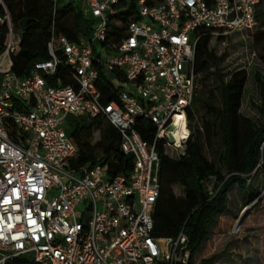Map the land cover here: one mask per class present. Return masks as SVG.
Instances as JSON below:
<instances>
[{"label":"built area","instance_id":"obj_1","mask_svg":"<svg viewBox=\"0 0 264 264\" xmlns=\"http://www.w3.org/2000/svg\"><path fill=\"white\" fill-rule=\"evenodd\" d=\"M11 1L0 0V264H187L183 230L153 235L155 143L192 134L202 35L257 30L261 0H51L49 58L26 76L15 71L23 26ZM77 2V38L57 37L60 9ZM81 117L120 132L135 160L128 175H112L107 162L74 163L68 130ZM140 118L154 126V143L138 132Z\"/></svg>","mask_w":264,"mask_h":264},{"label":"trees","instance_id":"obj_2","mask_svg":"<svg viewBox=\"0 0 264 264\" xmlns=\"http://www.w3.org/2000/svg\"><path fill=\"white\" fill-rule=\"evenodd\" d=\"M259 21L264 18V0H261ZM73 5V4H72ZM65 5L59 11L56 36L76 39L82 19L80 6ZM13 19L22 23L23 33L20 53L15 60V71L26 76L36 61L49 58L47 43L51 38V0H15L9 3ZM264 23V19H263ZM264 25V24H263ZM259 27H261L259 25ZM251 31L240 30L229 35L205 33L199 40L195 54V69L201 75H212L215 87L208 95H195L188 109L191 125L196 120L199 103L207 113L202 127H195L185 143L171 145L158 140L156 150L160 157V195L154 209L153 235L158 238H176L181 230L189 237L191 257L187 264H218L230 256L213 254V244L221 235L234 227L237 215L219 214L226 209L228 193L234 185L246 188L248 181L259 169L264 170V76L255 73L261 103L252 106L262 116L255 120L241 111L244 103L248 73L245 69L226 71L222 63L226 54L218 55L210 48L230 36ZM254 42L264 40V30L253 31ZM264 64V55H262ZM69 80L64 76L62 84ZM112 97V96H110ZM138 132L143 140L154 143L155 128L150 120L140 118ZM77 148L78 166H92L107 162L112 175H128L134 167L132 155L121 149L120 132L103 117L73 118L68 130ZM202 140L212 146L216 140L219 149L215 160L203 152ZM214 180V191L207 183ZM179 188V194L176 193ZM250 206L241 220V228L254 232L256 224L264 222V196L252 191L245 203ZM240 231L235 234H240ZM206 244L203 257L194 262L198 247ZM226 257V259H225Z\"/></svg>","mask_w":264,"mask_h":264},{"label":"rangeland","instance_id":"obj_3","mask_svg":"<svg viewBox=\"0 0 264 264\" xmlns=\"http://www.w3.org/2000/svg\"><path fill=\"white\" fill-rule=\"evenodd\" d=\"M81 6V2L76 3ZM261 17L260 26L257 30H264V23ZM255 30V31H257ZM210 48L214 49L218 55L226 54V58L222 63L224 70L245 69L248 73L246 84V93L241 111L245 115L253 117L255 120H261L262 116L256 112L252 106V102L261 103L259 89L255 82V73L261 72L264 76V64L262 55H264V40L258 43L254 42L253 31L248 33H238L230 36L222 43L217 42L215 46L210 44ZM215 87V80L212 75H200L198 87L195 95H208ZM193 108L198 110L196 120L191 125V131L195 127H202L203 121L207 116L206 110L199 104L195 103ZM203 152L210 159L215 160L219 142L216 140L212 146L202 140ZM214 180L211 178L207 183L208 190L213 193ZM176 193L179 194V188L176 187ZM252 191L262 192L264 196V170L259 168L248 181L246 188H240L234 185L228 193L226 209L219 214L233 213L237 215L232 230L224 233L215 241L211 252L213 254L230 256L227 260H219L218 264H264V222L256 224L254 232H247L241 228V220L246 216L250 206H245L246 200ZM240 234L235 232L240 231ZM206 244L198 247L194 255V262L197 263L204 255ZM226 259V257H225Z\"/></svg>","mask_w":264,"mask_h":264},{"label":"bare ground","instance_id":"obj_4","mask_svg":"<svg viewBox=\"0 0 264 264\" xmlns=\"http://www.w3.org/2000/svg\"><path fill=\"white\" fill-rule=\"evenodd\" d=\"M181 134L184 135L185 137L188 135V131L187 129L185 128V125L182 127L181 129Z\"/></svg>","mask_w":264,"mask_h":264},{"label":"water","instance_id":"obj_5","mask_svg":"<svg viewBox=\"0 0 264 264\" xmlns=\"http://www.w3.org/2000/svg\"><path fill=\"white\" fill-rule=\"evenodd\" d=\"M174 127H172V129H173ZM169 139H170V142H173L174 141V139H173V136L170 134V136H169Z\"/></svg>","mask_w":264,"mask_h":264}]
</instances>
